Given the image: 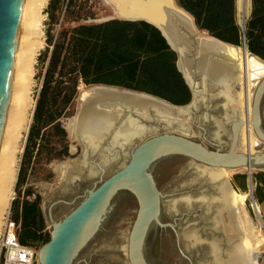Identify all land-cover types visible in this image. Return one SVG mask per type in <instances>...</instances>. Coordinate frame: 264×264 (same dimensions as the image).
Wrapping results in <instances>:
<instances>
[{
	"label": "trees",
	"instance_id": "trees-1",
	"mask_svg": "<svg viewBox=\"0 0 264 264\" xmlns=\"http://www.w3.org/2000/svg\"><path fill=\"white\" fill-rule=\"evenodd\" d=\"M192 18L197 30L228 46L245 49L264 63V0H251V11L240 30L237 0H173ZM44 16V49L34 67L36 91L31 124L25 135L15 193L8 220L21 247L39 251L50 242L41 198L26 187L42 168L70 157L63 122L73 116L80 89L120 88L153 96L175 107L191 102L190 90L176 68L177 55L160 32L144 22L97 18L94 0H48ZM50 176L51 174H47ZM246 192L245 176L236 175ZM253 196L264 204V173L252 177ZM3 256L0 257V264Z\"/></svg>",
	"mask_w": 264,
	"mask_h": 264
},
{
	"label": "water",
	"instance_id": "water-1",
	"mask_svg": "<svg viewBox=\"0 0 264 264\" xmlns=\"http://www.w3.org/2000/svg\"><path fill=\"white\" fill-rule=\"evenodd\" d=\"M19 4L20 0H0V105L8 75L10 54L14 43L13 39L18 25ZM180 10L183 11L182 9ZM183 13L186 14L184 11ZM123 21L144 22L154 26L160 32L170 50L177 55L176 68L184 79L185 84H187L192 97L193 94H196L199 98L203 97L204 99L205 97L210 101L215 100L217 97L229 100L228 96L231 95V88L235 83V77H231V75L227 77L225 74L216 73L217 77L212 78L209 63L200 65V61H205L207 57L198 50L196 36H189V44L186 42L179 49H174L170 46L165 35L154 24L134 19ZM245 23L241 26L238 24L242 33L244 32ZM193 26L196 35H198V32L206 34L205 32L197 30L194 22ZM206 35L208 40L214 45L235 48L216 39L214 40L208 34ZM241 49L244 54H247V56L250 55L245 49L244 42ZM209 59L210 62H215L217 66L224 65L218 56H213ZM185 61L188 62L187 71L189 78L184 74L181 67ZM258 61L261 62L260 60ZM261 63L264 65L263 62ZM189 81L192 83V86L189 84ZM243 82L245 87V80ZM91 89H104L116 94L127 95V97L134 101L137 100L163 106L166 114L155 111L154 109L146 110L145 108L138 109L136 107L128 109L119 106L108 109L109 113L115 116V121L112 122L111 126L103 129L98 134L96 133L94 135L95 137L90 135L78 136L79 142L86 149H99L109 137L116 143L120 141L125 143L136 141L131 144L128 150V161L111 176L104 177L106 170L95 164V167L100 172V177L92 184L93 187L83 194L80 203L71 213L57 224H52V229L49 233L51 236L50 242L38 251L37 264H75L84 250L104 232L111 218L110 216L118 207L121 197L125 196L135 200L137 203L136 218L128 232L129 234L124 248L126 262L127 264H158V262L148 258V251L146 249L148 236L152 232L155 233L158 229H168L175 233L177 247L179 242V237L174 231V225L165 224L161 216L160 193L157 190L156 183L153 182V170L158 164L175 159H187L190 166L201 177H206L210 184L215 185L224 182L223 180L225 178L222 171L232 172L239 169L249 171L253 167L258 172H264V130L262 128L261 114L264 101V76L258 80L252 92L250 121L248 122L246 118L241 120L237 112H230V116H227L228 120H231L229 124L231 136L226 152H224L225 148L219 144L212 145L215 150H211L200 145L193 138H186L174 134H160L169 128L177 127L181 129L182 123L180 118L189 117V112L193 116L192 122H194V111H197L196 105L195 107H192L191 104L184 107H175L153 96L150 97L145 94L134 93L120 88L106 86H92L87 88V90ZM80 95L78 96V101ZM80 119L79 103L77 112L71 121L72 123H78ZM146 125H150L151 133L143 136V133L148 131L145 129L147 128L145 127ZM244 126H251L257 141L263 147L261 151L251 153L247 149L245 154L237 153L241 129ZM194 128L198 129L195 125ZM253 207L256 208L255 202H253ZM179 251L182 259L188 261L180 248ZM213 251L214 247L212 246ZM221 256L222 259L219 260ZM215 261L218 264H228L226 256L223 254H218Z\"/></svg>",
	"mask_w": 264,
	"mask_h": 264
},
{
	"label": "bare ground",
	"instance_id": "bare-ground-1",
	"mask_svg": "<svg viewBox=\"0 0 264 264\" xmlns=\"http://www.w3.org/2000/svg\"><path fill=\"white\" fill-rule=\"evenodd\" d=\"M47 1L20 0L19 4L18 25L13 39L8 75L0 105V234L13 200L14 185L18 176V153L34 106L32 88L34 67L38 53L44 44L42 39L43 21ZM102 1L112 11V20L134 19L150 22L160 29L174 49H179L183 43L188 42L189 44V36H196L198 50L207 57L205 61H200V65L209 63L212 78L217 77L216 73L235 77L234 80L239 84L240 90L237 96L238 102L235 98L234 102L236 103H234L235 108L233 107V109L239 113L240 119L246 118L248 122L250 121L252 92L258 80L264 76V65L261 62L250 55L247 56L240 48L214 45L208 40L206 34L198 32L196 35L192 19L180 10L173 0ZM237 4L239 13L246 17L249 0H238ZM213 56H218L224 65L217 66L213 61L211 63L209 58ZM187 65L188 62L185 61L181 67L189 78ZM243 80L246 82L245 87ZM241 84L243 85L240 87ZM78 103H80V121L78 123L70 121V124L65 128L68 136L77 140H79L78 136L95 137L96 133L98 134L111 126L115 121V116L108 111L111 108L123 106L133 109L136 107L146 110L154 109L166 114L163 106L134 101L127 95L116 94L104 89L85 91L80 96ZM244 131H246L245 134ZM240 139L251 153L261 151L263 148L257 141L251 126H244L241 129ZM252 171L253 167L247 172L251 174ZM217 193L219 206L215 211L219 215L218 219H215V230L222 231L224 238L227 239V244H229V252L226 251L225 254L227 263L257 264L258 255L264 249V239L260 237L258 230L253 227L244 212L247 197L235 194L226 182H221L217 186ZM254 211L259 213L257 205ZM224 215L227 217V224L221 218ZM228 231L231 234L227 235ZM194 234V232L188 233L184 236L185 240H194ZM212 246L214 247L215 261L218 254L222 255L221 241L214 239Z\"/></svg>",
	"mask_w": 264,
	"mask_h": 264
},
{
	"label": "rangeland",
	"instance_id": "rangeland-1",
	"mask_svg": "<svg viewBox=\"0 0 264 264\" xmlns=\"http://www.w3.org/2000/svg\"><path fill=\"white\" fill-rule=\"evenodd\" d=\"M94 1L97 7V18L94 22L90 23L100 24L101 22L110 20L112 17V11L109 10L102 0ZM238 16V24L241 26L243 22L247 21V17L244 19V16H242L239 12ZM45 20L46 17L44 16V23ZM44 23L42 37L44 44L40 52L45 46ZM189 84L191 85L192 83ZM242 85L243 84H241L240 87ZM32 88L34 101L36 91V82L34 80ZM85 91H87V88L82 87L80 89L79 95H82V93H85ZM238 93L235 94L237 102L239 99L237 97ZM77 99L75 102L76 106L73 116L63 122L64 130L77 112V108L79 106ZM200 99L196 104L197 111L194 112V122H192V116L189 113L190 117L180 118L182 123L181 129L177 127L169 128L162 131L160 134H174L186 138H193L197 143L211 150H215V148H213L209 143L215 145L219 144L225 148L224 152H226L231 136L229 132V124L231 121H222L219 111H212L210 114V122L209 116L205 111V102ZM234 105L233 107L235 108ZM261 114L264 130V102ZM220 120L221 122H218ZM29 121V125L23 135L21 148L18 153L19 157L17 171L19 168L20 159L22 157L23 146L26 139L25 135L31 124V119H29ZM194 125L198 127V129L194 128ZM201 128H203L204 132L199 131ZM147 130L148 131L143 133V136L151 133L150 127H148ZM245 132L246 131H244V134ZM104 147L105 145L103 144L100 149H97L91 153L96 155L98 154L99 150H108ZM130 147L131 146L126 148V151H128ZM246 150L247 148L244 144H242V140L239 139L237 153L245 154ZM68 152L70 153V157L68 159L61 162L52 163L51 165L42 168V170L39 172V176H36L35 178H29V180L26 182V187H31L41 198V210L43 218L46 222L47 231L49 233L52 229V224H57L65 216L71 213L73 209L80 203V199L83 197V194L91 189L93 187L92 184L100 177V172L95 167V164L106 170L104 177H109L115 171L121 169V167L128 161L129 158L128 152V155L116 167L115 163L119 159H105V156H102L103 153H99L98 158L95 156L88 157L84 151L83 145L79 142V140L73 138L72 136H68ZM188 164L189 162L187 160H175V163L171 165L172 167H170L169 170H166L165 172L156 176V187L160 193L161 199V216L165 224H169L171 226L174 225V231L177 233L180 239V250L188 261L191 260L192 264H218L213 259L214 257L212 250L208 252L207 249L195 250L190 248V246L193 245V242L197 241V238L201 236L198 235L199 229H201L198 220L200 215L197 214L196 211L198 209H202V207L198 204V202L201 198L208 199V195L212 194L209 190H207L205 181H198L199 176L197 173L191 172L187 174V168L189 167ZM92 173H94V175H92ZM222 173L225 178L223 181L230 186L235 194L237 193L247 197V201L244 205V212L247 214L248 219L250 220L253 227L258 230L260 237L264 239V204L259 206L253 196L255 186L252 177L258 173V171L253 169L252 173L250 174V180L248 178L249 173L244 169H239L232 172L222 171ZM47 174L51 175L48 176ZM236 175L246 177V192H242L240 190V180H233ZM207 183L210 184L209 181H207ZM15 189L16 187L14 188L13 199L18 193H15ZM210 197L212 198V196ZM253 202H255V204L259 207L260 214L255 213L254 207L252 208ZM136 212L137 203L135 201L125 204L120 210L117 207L115 212L110 216L111 218L106 225L104 232L98 237L96 241L92 242L90 246L84 250V252L76 260L75 264H127L124 248L126 246L127 237L129 234L128 232L136 218ZM205 213H207V211L203 212L201 216L202 219H204ZM8 214L9 213H7L5 219H7ZM221 218L223 222L227 224L228 220L226 215L221 216ZM204 228H206V225H204L203 229ZM212 229H215V225ZM190 232L195 233L197 240H185L184 236L188 235ZM229 234H231L230 231H228L227 235ZM204 238H206L205 240L207 241H212L214 239L218 240L216 235L212 234L206 235ZM221 248L223 255L226 254V251L229 252V247L221 246ZM146 249L148 251V258L152 261L158 262V264H187L182 259L179 248L176 246L175 233L168 229H158L155 231V233L152 232L147 238ZM36 252L38 256L39 252ZM210 258L213 260V262ZM220 259H222V256L219 258V260ZM256 262L257 264H264V249L258 255Z\"/></svg>",
	"mask_w": 264,
	"mask_h": 264
},
{
	"label": "flooded vegetation",
	"instance_id": "flooded-vegetation-1",
	"mask_svg": "<svg viewBox=\"0 0 264 264\" xmlns=\"http://www.w3.org/2000/svg\"><path fill=\"white\" fill-rule=\"evenodd\" d=\"M239 90H240L239 84L237 82H235L234 85H233V87L231 88V95L228 96V99L229 100L224 99L222 97H217L215 100H211L210 101V100H207L205 97H204V99H203V97L202 98L200 97L203 100V102H205V106L204 107L206 109L205 110L206 113L209 116L210 122H211L210 114L212 113V111H219V113L221 114L222 121L223 120H224V122L225 121H231V120H228L227 116H230V112H236L233 109V105H234V103H236V102H234L235 99H233V98H235V96H236L235 94H236V92L238 93ZM190 94H191V92H190ZM192 98H193V100H195V102H193ZM200 98L198 97V95L193 94V97L191 96V102L189 104H191L192 107H195V105L198 103V101H199ZM262 106H263V104H262ZM189 113H188V116H189ZM219 122H221V120ZM145 127H147L145 129H148V127H150V125H146ZM262 128H263V119H262ZM199 131L200 132L201 131L204 132L203 128L199 129ZM135 141L136 140H134L133 142H130V143H128V142L125 143L123 141H120V142H117L116 143V142H114L109 137L106 141L103 142V144L105 145L104 148H107L108 150H104V149L99 150L98 154L99 153H103L102 156H105L104 157L105 159L106 158L107 159L111 158L112 160L119 159L115 163V165L117 167L120 164V162L122 160H124V158L128 155V152L129 151H126V148H128L129 146H131V144L134 143ZM209 144L211 146L214 145V144H211V143H209ZM83 148H84V151L86 152V154H87L88 157L89 156H93V157L95 156L96 158L99 157L98 154L93 155L94 153H91V152L96 151L97 149H95V148H87L86 149L84 146H83ZM175 160H184V161H186L187 159L186 160L185 159H175ZM175 160H170L168 162H164V163H161V164H158V165L155 166V168L153 170V182L154 183H156V176L159 175V174H161V173H163V172H165L166 170H169L170 167H172L171 165H173L175 163ZM188 166L189 167L187 168V174L188 173H191V172L197 173V175L199 176L198 181L199 180L205 181V183H206L205 185H206L207 190H209L211 192V194H212V195H208V199L201 198L199 200V202H198V204L202 207V209H200V210L198 209L196 211L197 214L200 215L198 220H199V225H200V228L201 229H199V234L198 235L199 236L201 235V236L197 238L198 239L197 241H194L193 242V245H191L190 248L195 249V250H205V249H207L208 252L211 251L212 250V241L213 240L212 241H207V240H205L206 238H204L206 235H210V234H212V235H216L217 234L216 237H217L218 241H221V246L229 247L228 246L229 244H227V239L224 238L225 236H223L222 231H220V230L219 231L218 230L216 231L215 229H212L214 225L216 227L215 219L216 218L218 219V215H219L215 211V209L219 206V204L217 202V199L219 198L218 197V193H217V186L219 184L218 185L208 184L207 183L208 180H207L206 177H204V176L201 177L200 174L194 168H192V166H190L189 164H188ZM92 175H94V173H92ZM156 186H157V183H156ZM210 196H212V198ZM132 201H135V200H133V199L127 197V196L121 198V200L119 201V204H118V209L119 210L122 209V207L125 204H128V203H130ZM204 211H207V213H205L204 219H202L201 216H202V214H203ZM204 225H206V228L203 229ZM194 238H195L194 240H196V235L195 234H194ZM189 241H191V240H189ZM178 247L180 248V242H178ZM184 261L187 264H192V261L191 260L190 261L184 260ZM211 261H212V259H211Z\"/></svg>",
	"mask_w": 264,
	"mask_h": 264
},
{
	"label": "built area",
	"instance_id": "built-area-1",
	"mask_svg": "<svg viewBox=\"0 0 264 264\" xmlns=\"http://www.w3.org/2000/svg\"><path fill=\"white\" fill-rule=\"evenodd\" d=\"M250 180V174L248 175ZM0 234V257L2 264H37V252L28 247H21L14 236L15 226L10 220L5 219Z\"/></svg>",
	"mask_w": 264,
	"mask_h": 264
},
{
	"label": "crops",
	"instance_id": "crops-1",
	"mask_svg": "<svg viewBox=\"0 0 264 264\" xmlns=\"http://www.w3.org/2000/svg\"><path fill=\"white\" fill-rule=\"evenodd\" d=\"M250 11H251V0H249V4H248V8H247V13L245 15L247 17V19L249 18ZM238 12H239V9H238V4H237V12H236L237 22H238V19H239ZM241 15L243 16V14H241ZM244 19H245V17H244Z\"/></svg>",
	"mask_w": 264,
	"mask_h": 264
}]
</instances>
